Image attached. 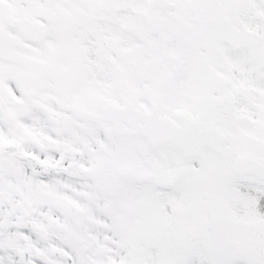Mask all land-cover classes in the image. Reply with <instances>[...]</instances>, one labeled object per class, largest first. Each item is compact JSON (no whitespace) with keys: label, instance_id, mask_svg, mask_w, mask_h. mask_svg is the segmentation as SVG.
Listing matches in <instances>:
<instances>
[{"label":"snow or ice","instance_id":"6c2138e0","mask_svg":"<svg viewBox=\"0 0 264 264\" xmlns=\"http://www.w3.org/2000/svg\"><path fill=\"white\" fill-rule=\"evenodd\" d=\"M0 264H264V0H0Z\"/></svg>","mask_w":264,"mask_h":264}]
</instances>
